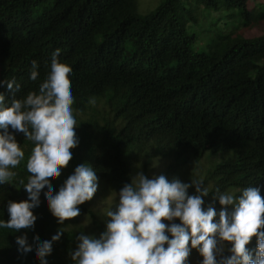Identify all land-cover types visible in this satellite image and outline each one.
I'll list each match as a JSON object with an SVG mask.
<instances>
[{"label": "trees", "instance_id": "16d2710c", "mask_svg": "<svg viewBox=\"0 0 264 264\" xmlns=\"http://www.w3.org/2000/svg\"><path fill=\"white\" fill-rule=\"evenodd\" d=\"M263 24L264 0H161L145 15L138 0H0V80L21 85L14 96L4 86L0 92L10 105L38 91L60 50L58 61L71 70L79 144L50 182L54 192L83 162L96 170L97 194L116 199L137 164L146 171L166 158V171L174 174L217 157L201 170L210 191L239 195L255 186L264 197V32L249 34ZM16 139L25 159L13 180L0 185L5 220L7 201L26 199L20 181L27 182L33 144L22 134ZM42 197L29 243L50 239L61 227L65 234L47 259L71 264L76 234L98 236L105 220L88 201L59 226ZM204 199L206 207H221L211 193ZM20 234L0 229V264H39L17 253ZM255 246L253 237L246 247Z\"/></svg>", "mask_w": 264, "mask_h": 264}, {"label": "clouds", "instance_id": "9594fccd", "mask_svg": "<svg viewBox=\"0 0 264 264\" xmlns=\"http://www.w3.org/2000/svg\"><path fill=\"white\" fill-rule=\"evenodd\" d=\"M59 51L52 54L38 91L12 99L10 105L0 92V185L13 180L17 175L13 169L25 159L16 135L33 144L26 163L27 182L20 181L26 199L7 201L8 218L0 219V229L21 233L15 237L17 253L31 254L39 264H49L53 244L65 234L58 227L50 239L33 238L29 243L27 234L37 221L34 212L40 207L41 194L60 226L80 215L79 206L91 201L98 189L96 170L87 162L76 166L55 192L50 186L79 144L71 70L58 61ZM37 67L32 61L30 80H37ZM0 86L12 96L21 87L14 79L0 80ZM189 188L194 189L191 194ZM238 192H212L200 177L182 182L138 171L115 191L114 206L104 212L102 232L98 236L78 232L68 258L71 264H188L195 249L199 264H264V197L255 186ZM210 193L219 210L204 206ZM253 237L255 248L246 247Z\"/></svg>", "mask_w": 264, "mask_h": 264}, {"label": "rangeland", "instance_id": "374dc122", "mask_svg": "<svg viewBox=\"0 0 264 264\" xmlns=\"http://www.w3.org/2000/svg\"><path fill=\"white\" fill-rule=\"evenodd\" d=\"M161 0H138V13L140 15H145L151 10H153ZM215 15V14H213ZM208 23V21L206 22ZM220 27H223L222 24ZM261 32H264V24L262 31H253L252 33L250 32L249 34L256 35L260 34ZM208 159V158H206ZM217 157H210V161H207L205 159L201 160L199 163H189L186 166H184L182 169H179L176 171L174 174H168L166 171L167 165L169 160L166 158H161L158 159L156 162L152 163L146 171H143L140 166L137 164L133 171H132V176H134L138 171L143 172L144 175L146 176H152V175H160L164 174L169 180L173 178H178L182 182H189V180H192L190 175L193 176V179H196L197 177H200L203 179V173L202 169L207 168L209 162L217 161ZM190 188L188 189V191ZM190 191L193 192V189ZM189 191V192H190ZM114 197L112 196H107L103 197L101 195H98L97 192L94 194V197L92 198V204L90 207L94 209V211L97 212V216L100 219H106L104 212L107 208L114 206ZM206 207V205H204ZM227 254V253H226ZM201 260V257L199 256V253L193 249L192 253H190V256L188 257V264H199Z\"/></svg>", "mask_w": 264, "mask_h": 264}]
</instances>
